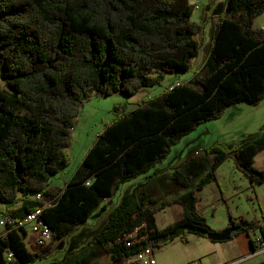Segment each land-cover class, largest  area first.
<instances>
[{
  "label": "trees",
  "instance_id": "1",
  "mask_svg": "<svg viewBox=\"0 0 264 264\" xmlns=\"http://www.w3.org/2000/svg\"><path fill=\"white\" fill-rule=\"evenodd\" d=\"M214 19L208 58L194 80L174 83L159 95L130 98L153 87L167 73L189 71L200 53L197 36L204 25L192 20L190 0H0V214L23 218L41 209L51 227L46 245L28 246L22 228L0 234V264H32L53 245L85 224L105 198L162 163L185 135L218 119L238 103L264 100V29L254 20L264 0H227ZM121 93L114 119L99 133L71 180L49 206L50 182L70 162L72 130L84 102L93 94ZM130 105H134L130 108ZM264 151V132L242 144L216 142L209 171L195 189L157 203L141 184L126 194L95 235L111 264L124 261L150 241L167 245L189 234L213 231L198 210L207 184L232 159L251 184L263 183L255 156ZM181 187L188 177L176 172ZM183 208L180 220L165 229L156 213L166 206ZM261 230L264 219L230 216L229 226ZM137 232V241L129 238ZM254 245V241L252 240ZM8 251L15 252L12 262Z\"/></svg>",
  "mask_w": 264,
  "mask_h": 264
},
{
  "label": "rangeland",
  "instance_id": "2",
  "mask_svg": "<svg viewBox=\"0 0 264 264\" xmlns=\"http://www.w3.org/2000/svg\"><path fill=\"white\" fill-rule=\"evenodd\" d=\"M190 2L195 7L192 20L197 24L204 25L202 34L197 36L201 43L200 53L195 64V67L198 68L208 58L214 17L219 16L227 9L228 2L227 0H190ZM195 74L194 67L185 72L167 73L161 83L144 88L139 94L159 95L177 80H194ZM0 86L5 87L1 77ZM125 99L127 97L121 93L109 96L93 94L84 102L74 123L71 145L68 148L71 162L66 167L65 173L55 180L56 185L64 186V180L76 171L96 142L99 133L104 130L107 123L114 119L115 104ZM133 107L130 105V108ZM263 132L264 106L238 103L227 108L220 118L203 123L185 135L172 147L168 157L162 163L148 173L124 183L116 195L102 201L88 222L79 225L69 235L58 240L46 256L36 259L32 264H111L110 258L102 252L100 243L94 237L107 225L113 208L121 202L126 194L137 186L145 184L150 196L157 203L173 199L187 190L195 189L199 180L209 171L212 155L206 152L207 148L216 142L242 144L259 137ZM257 161L260 170L264 172V151L257 156ZM178 171L188 177L189 185L187 187H181L175 182L174 176ZM219 172L226 178L222 190L219 185H215L214 187H205L203 192L196 191L202 200L200 208L202 209L203 205L206 206L204 211L208 212V218H211L212 209L207 205L212 203V206L216 207V216L219 219L228 214L230 210L234 216L243 214L252 220H262L264 218V183L253 191L249 187L252 184L235 167L232 159L229 164L219 168ZM181 211L182 207L179 204L169 205L158 211L156 213L157 228L165 229L180 220L183 216L180 214ZM2 230L0 226V232ZM193 237L189 244L178 240L168 246L155 247L158 264H169L172 260L175 261V264L198 262L196 261L198 260V236ZM129 238L136 241L138 235L134 233Z\"/></svg>",
  "mask_w": 264,
  "mask_h": 264
},
{
  "label": "crops",
  "instance_id": "3",
  "mask_svg": "<svg viewBox=\"0 0 264 264\" xmlns=\"http://www.w3.org/2000/svg\"><path fill=\"white\" fill-rule=\"evenodd\" d=\"M214 19L216 20V17H214ZM254 26L257 28L264 29V14H262L261 16L257 17L254 20ZM196 60L197 59L195 58L193 61V67L197 73V72L201 71V69L203 68L205 61L207 59L204 62H202V64L200 66H198V68L195 67ZM187 81L188 80L180 79V80H177L176 83H183V82H187ZM138 94L135 95L134 97L130 98V101L133 103H136L147 95V93L142 94V95L141 94L138 95ZM258 105H256V106H258ZM132 106H134V105H132ZM260 106H264V100L260 103ZM233 108L237 109L236 107H233ZM251 137H253V136H251ZM237 144H241V143H237ZM262 152H259L254 158L255 166L259 169H260V167L257 164L258 163L257 156ZM211 162H212V156H211ZM229 162H230V159L227 160L226 162H224L219 168H222L225 164H229ZM219 168H218V173H217L218 174V180L210 182L205 187L208 188V187H214L215 185H219L220 189L222 190L223 184L225 183L226 178L224 177L223 174H220ZM65 170H66V168H64L62 170V172H60L58 175H56L55 177L52 178V180L50 182V186H49V193L45 197V204L47 206L51 205L58 198V196L60 195L62 190L65 188V186L68 184V182L71 180L74 173L76 172L75 171L68 179L64 180V182H63L64 186L63 187L56 185L55 180L58 179V177L61 174H64ZM263 183L252 184V185H249V187H251L252 190L255 191L258 188V186H261ZM205 187L201 190L202 192L205 190ZM108 198H110V197H108ZM108 198H105L104 200H107ZM200 201H202V200L201 199L199 200L198 210L201 214H203L205 216L209 226L213 229V231L220 232V231L230 227L229 226L230 216L231 215L234 216V214H232V212L230 210L229 211L227 210L228 214H225L224 217L219 219L216 216V207H213L212 203H210L207 206L211 207L212 212H211V218H208V212L204 211L205 210L204 207H206V206L203 205V207L201 209L200 208L201 207ZM0 210H2V211L6 210V206L1 204ZM180 214L183 215V208H182V211ZM241 215L245 216L243 214H239L238 216H241ZM235 217H237V216H235ZM246 218H248V217H246ZM263 219L264 218H262V220H259V221L262 222ZM232 233H231V235H232ZM193 236H198V235L189 234L188 243L183 242L180 237L176 238L171 243L180 240L183 243L189 244V242H191L192 238H194ZM257 237H263L260 229H257L256 231L249 232V233L245 232V231H241L238 234L234 235L233 238H230V239L224 240V241H215V240H212L208 237L198 236V239H197L198 240V260H196V261H198L200 264H225V263H229L231 261L237 260V259L244 258V260L241 261L239 264H264V251H261L259 253H255L256 249H258V244L255 241V239ZM252 240L254 241V245L252 244ZM153 242L158 243L159 241H153ZM223 242H226V243H223ZM171 243L167 244L166 246L170 245ZM155 253H156V249H155ZM169 264H175V261L172 260V261H170Z\"/></svg>",
  "mask_w": 264,
  "mask_h": 264
},
{
  "label": "built area",
  "instance_id": "4",
  "mask_svg": "<svg viewBox=\"0 0 264 264\" xmlns=\"http://www.w3.org/2000/svg\"><path fill=\"white\" fill-rule=\"evenodd\" d=\"M37 198L40 200L45 199V197L41 193L37 195ZM40 213L41 209L30 212L23 218H16L9 215L0 214V226L3 229L0 234L5 235L8 231L7 228H22L26 232L25 241L28 246L48 244L49 241L52 239V229L41 218ZM131 236L132 234L129 235V237ZM145 237H147V235H144L143 237H138L137 240H140L141 238ZM132 241L135 240H131V242ZM255 241L258 244V249H256L255 253L264 251V237H257ZM5 257L8 262H12L15 259L16 255L15 252L8 251L5 254ZM243 260L244 258H241L225 264H239ZM124 264H158L154 242L150 241L149 244L144 246L135 255L128 257L124 261ZM195 264L200 263L196 262Z\"/></svg>",
  "mask_w": 264,
  "mask_h": 264
},
{
  "label": "water",
  "instance_id": "5",
  "mask_svg": "<svg viewBox=\"0 0 264 264\" xmlns=\"http://www.w3.org/2000/svg\"><path fill=\"white\" fill-rule=\"evenodd\" d=\"M236 228L231 225L230 227L220 231V232H216V231H211L208 234V238L215 240V241H224V240H228L231 238V233L235 230Z\"/></svg>",
  "mask_w": 264,
  "mask_h": 264
}]
</instances>
